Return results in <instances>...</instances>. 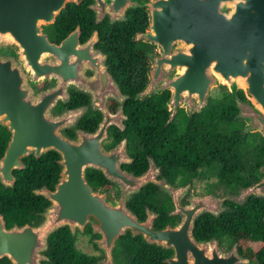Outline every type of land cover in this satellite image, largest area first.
I'll return each mask as SVG.
<instances>
[{"label": "water", "instance_id": "water-1", "mask_svg": "<svg viewBox=\"0 0 264 264\" xmlns=\"http://www.w3.org/2000/svg\"><path fill=\"white\" fill-rule=\"evenodd\" d=\"M82 1L0 0V124L11 133L0 158V181L14 186V170L25 167L22 159L31 152L40 157L55 150L61 157L55 188L34 191L49 200L40 222L8 226L0 212V260L8 257L11 264H43L49 259L45 252L53 232L68 226L75 235L91 221L93 232L99 235L95 243L103 252L95 264H124L117 262L115 248L127 231L143 236L149 244L173 249L174 255L165 259L167 264H250L236 246L224 251L216 239L195 238L196 217L204 212L218 214L212 208V194L198 196L193 206L177 203L182 221L176 227L156 229L154 210L147 208V217L141 220L129 208L132 195L143 186L153 182L169 194L173 186L165 178L157 179L160 170L153 158L141 175L123 170L121 164L131 162L126 139L110 150L104 145L111 125L124 130L128 115L123 104L129 96L116 81L111 87L92 86L98 75L94 66L98 32L81 43L79 24L59 44L44 32V26L54 23L68 3ZM138 7L146 8L149 24L136 33L135 40L154 44L158 51L147 52L151 61L148 81L136 98L169 90V123L180 108L189 114L200 112L213 89L226 85L235 94L236 117L245 121L243 132L264 136V0H95L90 5L97 22L107 13L111 21H124L127 11ZM7 48L16 55L5 53ZM86 69L93 70L94 76H85ZM45 78H60V82L37 92L32 84ZM62 78L69 80L63 84ZM70 84L90 94L93 110L103 114L96 130L77 129L74 138L64 130L74 128L89 106L54 113L59 100H70ZM239 89L246 99L237 94ZM109 98L120 103L116 113L107 107ZM89 168L102 171L120 186L117 199L93 189L86 174ZM251 195L264 196V175L230 198L242 204Z\"/></svg>", "mask_w": 264, "mask_h": 264}, {"label": "trees", "instance_id": "trees-1", "mask_svg": "<svg viewBox=\"0 0 264 264\" xmlns=\"http://www.w3.org/2000/svg\"><path fill=\"white\" fill-rule=\"evenodd\" d=\"M89 2L90 0H85L79 5L68 3L57 21L51 25V37L62 39L80 24L82 40L97 29L101 40L108 43L109 54L114 62L115 79L122 91L129 95L124 104L125 113L129 116L126 129L120 131L114 127L111 135L115 136L118 132L116 139L121 138V135L129 139V151L135 157L133 164L136 165V171L147 169L149 158H153L169 179L187 177L191 172L201 170L204 175L216 179L224 187L247 185L257 180L263 174L264 136L259 132H243L245 121L236 117L239 108L235 94L226 85H220L200 112L189 114L186 109L180 108L175 118L168 123L169 90L145 99L136 98V94L148 81L151 62L147 50L155 47L153 44L134 40L136 32L145 31L149 24L146 8L129 9L125 21L109 22L108 32L104 21H95ZM237 94L246 99L242 89ZM84 98L87 99L86 94L73 91L70 102L67 105L61 104L58 109L76 107ZM99 120L100 113L90 110L78 125L93 129L97 127ZM74 129L68 128L64 132L75 137ZM8 137L6 127L0 125V158L5 152ZM59 158V153L54 150L40 159L30 156L25 159L27 166L14 172V186L6 187L0 181V212L4 214L8 225L37 224L42 219L40 212L49 205V201L36 195L34 189L43 185L52 189L55 187L61 172ZM87 179L94 190L104 189L109 184V179L97 169L89 168ZM258 200L250 198L245 206L250 204L251 209L254 201ZM157 201V189L149 183L140 192L133 194L128 206L144 220L147 217L146 208L157 209ZM263 215L264 211L259 214L241 211V215L235 220V226L224 232L246 251H251L264 244ZM205 217L211 220L213 216L207 213ZM171 222V217L161 212L154 226L161 228ZM209 224L208 236H220L222 227L214 221H209ZM235 229L237 233H233ZM86 234H91V227L86 228ZM77 241V235L68 226L57 229L49 237V248L45 252L49 259L43 264H95L99 254L81 250ZM94 247L99 250L95 244ZM171 252V249L149 244L143 236H134L131 231L119 238L115 248L117 262L124 264H167L165 259ZM0 264H11V261L4 257Z\"/></svg>", "mask_w": 264, "mask_h": 264}, {"label": "flooded vegetation", "instance_id": "flooded-vegetation-1", "mask_svg": "<svg viewBox=\"0 0 264 264\" xmlns=\"http://www.w3.org/2000/svg\"><path fill=\"white\" fill-rule=\"evenodd\" d=\"M83 1H85V0H83ZM138 1L142 2V1H145V0H138ZM94 2H95V0H90L89 7ZM94 15H95V21H96V11H94ZM101 21H104L106 23V25L108 26V32H109V30H110L109 29V22L110 23H115V22H118V21L120 22L121 20L111 21V16H110L109 13H107ZM100 22H97V23H100ZM54 23L45 25L44 26V32H46L48 34V37H49V39L51 41H53L54 43L59 44L69 34L66 37L62 38V39L52 38L51 37V33H52L53 29H52L51 25L54 24ZM94 31L98 32V39L96 40V42L94 44V49H98L99 51H97L98 54H95L96 64L94 63V66L97 69V74L98 75L96 76V79L94 80V84L92 83V86H95V87L96 86H98V87H111L113 81H116L119 84V82L115 79V75H114L115 68L113 66L114 62H113V58L109 54V45H108V43L106 41L101 40V35H100L99 30L94 29L93 32ZM93 32H92V34H93ZM89 37L87 39H85V40H82L81 36H80L81 43H84L85 41H87L89 39ZM134 40H135V37H134ZM108 41H109V38H108ZM136 42H141V41H136ZM148 51H158V47L155 45L154 49H148L147 52ZM4 52L5 53H12L13 55H16V53L10 48H7ZM102 56H104V60L102 59ZM150 66H151V63H150ZM94 73L95 72L93 70H91V69H86L85 70V76H87V77L94 76ZM62 80H63V84H65L69 79L62 78ZM57 82L58 83L60 82V78H58V79H56V78H51V79L50 78H45L42 82H40L38 84H32V86L38 92V91H40L42 89H47L49 87H56ZM69 87H70L69 88L70 100L72 98V92L73 91H77V92H80V93H83V94L87 95V99L84 98L83 102L77 104L76 107L89 106V111L92 110V111L100 113V120H99L98 125H97L96 128H93V129L85 128L83 126L78 125V123H79L78 122L77 125L74 127L75 128L74 129L75 130V137H76V130L77 129H83V130L88 131V132L96 130L98 128V126H99V123L101 122V120L103 118V114H102V112L100 110H93L94 103L92 102V96L90 94H88V93H85V92H82V91L78 90L76 88L77 87L76 85L70 84ZM215 89H213V91ZM213 91H212V93H213ZM124 94H126V93H124ZM126 95H128V94H126ZM101 96L104 97L105 95H101ZM70 100L67 103L63 102L62 100H59L57 105L55 106L54 113L58 114V113L62 112L65 109L75 108V107H64V108H62L60 110L58 109V106H60L61 104L67 105L70 102ZM125 102H124V104H125ZM124 104H123V106H124ZM107 107L112 113H116L119 110L120 103H119V101H117V100H115L113 98H109V99H107ZM124 112H125V109H124ZM84 116H82L81 118H83ZM81 118H80V120H81ZM128 118H129V116H128ZM128 118L123 121V124H124V127H125L124 130H122L121 127L116 125V124L111 125L108 128L109 137L104 141V145H105V147L107 149L110 150V149L116 147L119 143H121L122 140L126 139L127 140V145H128L129 159L131 160V162H128V163L124 162V163L121 164V167H122L123 170H126L128 172H132V173H134L135 175L138 176V175H141L142 173L146 172L148 170L150 164L147 167V169H145V170H143L141 172H137L136 169H135L136 165L133 164L135 162V157L129 151V139L127 137H124L123 135H121L122 136L121 138L117 137L118 139H116V135L119 136L118 132L116 133L115 136L111 135V129L114 128V127L118 128L120 131H125V129H126V121L128 120ZM4 127H6V126H4ZM6 129L9 132L7 127H6ZM10 138H11V133L9 132V137L7 139L6 148L8 146L9 141H10ZM72 138H74V137H72ZM49 151H51V150H48L47 152L42 153L40 157H36L35 153L31 152L28 156H26V157H24L22 159L23 163L25 164V167L27 166V164L25 163V159L26 158H28L30 156H33L36 159H40L43 156H45ZM59 159H58V163H59ZM157 167L160 170V172L157 175V179L160 180V179L165 178L167 180V182L173 186V194L167 193L164 188L159 187L157 184H155L153 182L150 183L157 189V197H158V201H157L158 204L156 205L157 209H152V210H154L158 214V217L161 215V212H165L172 219V222L171 223H167V225L164 226V227L156 228L154 226L156 229H163V228H166L168 225H170L172 227H176V226H178L180 224V222L182 221V214L176 212V211H179L178 207H177V203L185 206V205H188L190 203V197L193 196V194H195L197 196H203V195L212 194V195H214V200H215L212 203V208L215 211H217L218 214L215 215V214H212L211 212H204V213H202V214H200L199 216L196 217V219L194 221V225H193V232H194L195 238L198 241L216 239V240H218V243H219L220 247L224 251H230V250H232L234 248V246H236L237 250H238V252H239V254L241 256L251 260L250 264H264V244L253 248L251 251H246L244 247L239 246L238 242L234 241L232 238H230V236L226 235L227 232H224V230H229V229H231L232 227L235 226V224H236L235 220L239 217V215H241V211L242 212H247V213H249V211H250L252 214H259V213L264 211V200L261 199V198H264V196H259V197H255L254 195L248 196L246 198V200L242 204L237 202V201H235L234 199L230 198V197L234 196L235 194H237L241 189L256 184L260 180V178L264 175V167H263V174L261 176H259V178L257 180H255L254 182L249 183L247 185L239 184L237 187H232V186L224 187L216 179L204 175L201 172V170H197L195 172H191L187 177H180L179 176V177H174V178L171 177V179H169L165 175V171L162 170L161 166L157 165ZM253 167H255V166H253ZM18 170H21V169H15L14 172L18 171ZM86 174H87V172H86ZM44 186L48 187L47 185H43L42 187H44ZM39 188H41V187H39ZM39 188H36V189H39ZM142 188H141V190H142ZM36 189H34V191ZM50 189H52V188H50ZM97 191L107 192L108 195H109V198H111L113 200L117 199L119 197V195H120L119 186L117 184H115L114 182H112L111 180H109V184L107 185L106 188L97 189ZM36 195H38V194H36ZM250 198H258L259 199L258 201H254L255 203L252 204L251 209H249V205L250 204L245 206ZM147 208H149V207H147ZM207 213L209 215L213 216L211 218V220H210V218L205 217V215ZM262 219L264 221V215L262 216ZM209 221L217 222L222 227L223 232L220 234V236H217V235L208 236V232L210 231ZM154 224H155V222H154ZM8 226H12V225H8ZM87 227H91V234L90 235L86 234V228ZM233 233H237V230L235 229L233 231ZM75 235H77V237H79L81 235L87 236L88 237L87 241L91 242V244L93 246H94V244L96 245L95 239L99 237V235L97 233L93 232V226H92L91 221L88 222L85 225L84 231H81L78 228V231H77V233ZM99 251H100V254H99L98 259L103 256V252L100 249H99ZM171 251L172 252H171L170 256L174 255V250L171 249ZM250 254H251V256H250Z\"/></svg>", "mask_w": 264, "mask_h": 264}, {"label": "rangeland", "instance_id": "rangeland-1", "mask_svg": "<svg viewBox=\"0 0 264 264\" xmlns=\"http://www.w3.org/2000/svg\"><path fill=\"white\" fill-rule=\"evenodd\" d=\"M219 87V86H218ZM215 89V88H214ZM215 92V90L213 91V93ZM115 183V182H114ZM116 184V183H115ZM118 185V184H117ZM119 186V185H118ZM119 188H120V186H119ZM120 192H121V188H120ZM107 193V192H106ZM171 193L173 194V190L171 191ZM109 196V195H108ZM196 198H198V196L197 195H195V194H193V196H191L190 197V203L188 204V205H186V206H189V205H191V206H193V204H194V202H195V200H196ZM178 202V201H177ZM220 203V202H219ZM201 210H203V209H201ZM79 239H78V241H77V246L81 249V250H83V251H85V252H87V253H90V254H100V251L99 250H97L92 244H91V242H89V241H87V236H84V235H81V236H79L78 237Z\"/></svg>", "mask_w": 264, "mask_h": 264}]
</instances>
